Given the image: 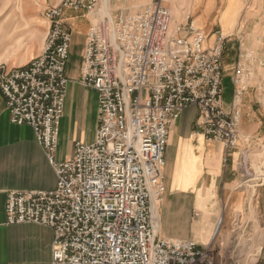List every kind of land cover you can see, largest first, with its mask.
Masks as SVG:
<instances>
[{"label":"built area","instance_id":"1","mask_svg":"<svg viewBox=\"0 0 264 264\" xmlns=\"http://www.w3.org/2000/svg\"><path fill=\"white\" fill-rule=\"evenodd\" d=\"M125 1L62 0L46 8L41 53L20 68L0 65L10 122L33 130L57 176L50 191L8 192L6 225L50 228L49 264H215L219 253L212 243L159 236L155 204L165 193L169 130L183 111L198 110L197 126L207 140L227 150L238 146L248 55L238 54L225 110L222 61L229 38L215 32L208 44L192 21L172 30L166 0L136 12L114 10ZM65 11L91 18L80 84L96 93L99 124L93 142H77L71 158L59 162L71 45Z\"/></svg>","mask_w":264,"mask_h":264},{"label":"crops","instance_id":"2","mask_svg":"<svg viewBox=\"0 0 264 264\" xmlns=\"http://www.w3.org/2000/svg\"><path fill=\"white\" fill-rule=\"evenodd\" d=\"M59 1L51 0V4ZM154 1L126 0L115 3L114 8L136 12ZM45 5L24 0L20 25L30 28L43 23ZM166 6L172 30L192 21L209 36L208 44L214 41L215 32L229 38L222 61L225 110L231 108L234 66L240 52L248 55L250 80L241 99L237 147L227 150L221 143L207 140L197 126L194 107L183 111L170 127L162 169L165 193L154 211L158 235L200 245L212 243L225 262L228 258L234 264H264V0H166ZM63 18L71 41L70 23L84 20L86 40L90 17L65 11ZM45 28L35 40L32 33H26L24 50L3 45L0 65L20 68L37 57L47 25ZM66 74L69 81L55 154L59 162L71 158L77 142H93L99 124L97 96L80 84L81 67L76 77ZM56 182L33 130L10 122L0 96V264L50 263L52 230L35 224L6 225L5 204L10 191H50Z\"/></svg>","mask_w":264,"mask_h":264},{"label":"rangeland","instance_id":"3","mask_svg":"<svg viewBox=\"0 0 264 264\" xmlns=\"http://www.w3.org/2000/svg\"><path fill=\"white\" fill-rule=\"evenodd\" d=\"M34 1L37 2L38 4H41L42 2H45L46 4L43 7L42 12H41L42 19H43V16H42L43 11L48 7L54 6V4H51V0H34ZM61 1L62 0H60L58 3H60ZM23 2L24 0H0V48H2V46L4 45L5 47L7 46L9 48L17 47V49L24 50L26 49V45H25L26 42L24 41L27 38L26 33H28V35L32 33L33 35L31 39L35 40L42 35L41 33H45L46 25H47V32H48V24L46 23L44 19L43 20L45 21L46 25L44 21L43 23L39 25L32 24L33 26H30V28L28 26L27 28H24L23 27L24 24L20 25L18 20L20 19L19 15L21 14L20 11H21ZM83 23H84V20L82 19H78L77 21L70 23V27L72 30V41H71V46H70V56H69V62H68V67H67L69 77H76L80 71L82 58H83V52H84V45H85V38L83 35V31H82L84 27ZM26 29L28 30L25 31ZM34 31L35 33H33ZM47 32H46V35H47ZM45 37H44V40H45ZM8 47L6 49H9ZM2 65H5V64H2ZM6 68L8 67L6 66ZM218 234L219 232H216L214 236V238H216V241H218V236H219ZM213 248L215 251L219 253V256L215 258V264H234L228 258H227V262H225L226 260H223L220 257V252L218 248L215 246Z\"/></svg>","mask_w":264,"mask_h":264}]
</instances>
